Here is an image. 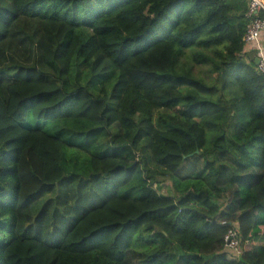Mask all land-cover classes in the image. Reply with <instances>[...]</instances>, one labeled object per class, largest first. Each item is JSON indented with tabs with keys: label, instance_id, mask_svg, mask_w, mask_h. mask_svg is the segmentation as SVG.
I'll return each instance as SVG.
<instances>
[{
	"label": "trees",
	"instance_id": "obj_1",
	"mask_svg": "<svg viewBox=\"0 0 264 264\" xmlns=\"http://www.w3.org/2000/svg\"><path fill=\"white\" fill-rule=\"evenodd\" d=\"M247 9L0 0V264H264Z\"/></svg>",
	"mask_w": 264,
	"mask_h": 264
},
{
	"label": "built area",
	"instance_id": "obj_2",
	"mask_svg": "<svg viewBox=\"0 0 264 264\" xmlns=\"http://www.w3.org/2000/svg\"><path fill=\"white\" fill-rule=\"evenodd\" d=\"M246 17L249 22L246 26V31L243 35L245 46L255 45L257 58L259 62L257 70L264 75V51L258 44V40L262 31H264V0H248V9ZM225 224L224 222H222ZM223 250L231 252L238 256L240 254V238L233 226L224 236Z\"/></svg>",
	"mask_w": 264,
	"mask_h": 264
},
{
	"label": "crops",
	"instance_id": "obj_3",
	"mask_svg": "<svg viewBox=\"0 0 264 264\" xmlns=\"http://www.w3.org/2000/svg\"><path fill=\"white\" fill-rule=\"evenodd\" d=\"M258 44L260 45V47L264 51V31H262L261 34H260V37H259V40H258ZM245 53H247L249 55L250 54L251 55H255L257 57V51H256L255 45H247Z\"/></svg>",
	"mask_w": 264,
	"mask_h": 264
},
{
	"label": "rangeland",
	"instance_id": "obj_4",
	"mask_svg": "<svg viewBox=\"0 0 264 264\" xmlns=\"http://www.w3.org/2000/svg\"><path fill=\"white\" fill-rule=\"evenodd\" d=\"M115 126L112 127V129L114 128ZM164 181V180H163ZM161 181V184L162 186H164L166 184V182H163ZM161 193L163 194H168V195H172L171 192H168L167 189H165L164 187L161 189ZM43 198L38 200L33 206H32V211L34 213H36L38 211V209L41 207L42 205V202H43Z\"/></svg>",
	"mask_w": 264,
	"mask_h": 264
},
{
	"label": "water",
	"instance_id": "obj_5",
	"mask_svg": "<svg viewBox=\"0 0 264 264\" xmlns=\"http://www.w3.org/2000/svg\"><path fill=\"white\" fill-rule=\"evenodd\" d=\"M258 62H259V59L256 57L255 58V64L257 65Z\"/></svg>",
	"mask_w": 264,
	"mask_h": 264
}]
</instances>
